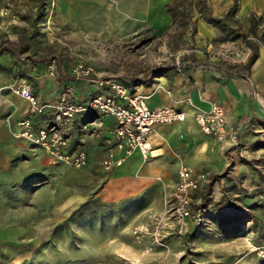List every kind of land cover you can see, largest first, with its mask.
<instances>
[{"label": "rangeland", "instance_id": "1", "mask_svg": "<svg viewBox=\"0 0 264 264\" xmlns=\"http://www.w3.org/2000/svg\"><path fill=\"white\" fill-rule=\"evenodd\" d=\"M111 2L116 9L110 21L87 30L64 21L56 0H0L6 54L0 72L17 79L5 90L13 94L21 80L33 82L29 68H45L59 80L74 76L79 65L133 87L178 69L177 62L183 67L202 51L196 22L210 18L207 0H182L174 9L176 25L162 34L142 21L143 0ZM219 20L233 40L215 42L206 59L245 66L264 40L246 39L228 17ZM53 60L56 70L50 69ZM105 126L92 132L80 127L77 143L98 144ZM16 138L12 158L0 150V229L8 231L6 238L0 233V264H264L256 252L264 246V139L258 134L254 143L238 137L229 167L202 179L194 207L212 216L184 236L163 216L162 205L116 233L108 214L116 208L94 198L84 183L85 173L106 175L98 163L83 170L54 166L41 149ZM96 222L112 229L96 233L90 229Z\"/></svg>", "mask_w": 264, "mask_h": 264}, {"label": "crops", "instance_id": "2", "mask_svg": "<svg viewBox=\"0 0 264 264\" xmlns=\"http://www.w3.org/2000/svg\"><path fill=\"white\" fill-rule=\"evenodd\" d=\"M207 1L210 18H200L196 22V41L201 44L199 47L202 51H197L183 67L156 77L148 85L139 82L132 87L123 83L132 92L145 96L149 108L173 107L186 114L185 121L154 128L150 138L152 156L149 159L135 152L113 172L104 173L100 169L106 175L84 174L88 192L108 207L116 208L115 213L108 212L112 222H116L112 225L116 233H125L126 223L154 210L158 205L167 208L181 167L192 168L204 177V182L210 175L219 174L229 167L228 154L234 149L230 144L204 136L194 119L196 113L209 110L211 102L217 101L224 106L228 124L237 130L240 142L257 141L254 140L257 134L264 139V47L256 51L257 58L247 71L241 68L244 65L206 59L208 50L216 45L215 42L233 40L222 31L219 19L223 17H228L230 23L236 25L240 35H247L246 39L264 40V0ZM181 2L143 0L142 21L157 33L170 32L177 20L174 9ZM56 4L64 21L87 30L110 21L116 9L111 0H56ZM236 40L239 41V38ZM5 56L2 54L0 58ZM14 71L17 73V69ZM59 71L63 73V70ZM27 72L33 82L27 81L42 102H57L69 86L75 88L73 98L77 103H86L98 92L94 83L76 80L74 76L57 80L47 75L45 68L38 67L29 68ZM16 80L0 72V150L6 158H12L17 123L26 116L29 108L26 101L5 90ZM49 119V116H41L37 118V123L43 124ZM92 122H96L97 126H91ZM103 123L106 124L101 128L104 129V137L98 144L77 143L80 127L92 132ZM114 125L113 118L98 114L93 119L84 115L67 123L64 132L70 144L69 150L87 151L93 169V165L99 164L104 157L105 139L110 136ZM110 225L103 227L96 222L90 229L103 233L112 229ZM7 232L0 229L3 238H6ZM2 243L0 241V248ZM117 247L121 246L117 244Z\"/></svg>", "mask_w": 264, "mask_h": 264}, {"label": "built area", "instance_id": "3", "mask_svg": "<svg viewBox=\"0 0 264 264\" xmlns=\"http://www.w3.org/2000/svg\"><path fill=\"white\" fill-rule=\"evenodd\" d=\"M177 66L181 68L179 62ZM50 69H57L56 60L51 62ZM74 78L94 83L98 92L86 103H77L73 98L75 88L69 86L57 102L49 103L39 100L27 80H22L16 88H12L13 93L29 105L26 116L17 123V138L45 152L54 166L65 165L76 170L92 166L87 151L69 150L64 127L78 117L95 113L114 120L110 136L105 139L104 157L99 163L104 173L121 167L137 151L144 159H149L152 156L150 138L154 128L181 123L186 119L185 113L170 106L149 108L145 96L132 92L116 78L99 77L91 66L79 65ZM41 116H49L50 119L43 124L37 123V118ZM194 119L204 136L231 146L237 145V130L229 126L221 103L211 102L209 110L196 113ZM177 175L178 181L163 216L171 222L178 234L184 236L194 228L204 226L209 211L194 207L195 195L200 191L204 177L188 167H181ZM256 252L264 258V246L257 248Z\"/></svg>", "mask_w": 264, "mask_h": 264}, {"label": "trees", "instance_id": "4", "mask_svg": "<svg viewBox=\"0 0 264 264\" xmlns=\"http://www.w3.org/2000/svg\"><path fill=\"white\" fill-rule=\"evenodd\" d=\"M169 9H170V11L172 10L171 7H169ZM210 21H213V20H210ZM3 51H4L3 48L0 47V55L3 54ZM256 58H257V52L254 50L253 51V54L251 55V57H250L249 61L247 62V64L245 66L241 67L243 69V71H247L254 64ZM156 75H159V74H156ZM160 75H162V74H160ZM156 77H158V76H156ZM150 82H151V80H143L140 83L148 85ZM88 116L90 117V119L91 118L93 119V118H96L97 117V114L90 113V114H88ZM211 213H212V211L208 212V214H207V221L210 220L209 218L212 216ZM200 227L201 226H198V227L194 228V231L192 233H194Z\"/></svg>", "mask_w": 264, "mask_h": 264}, {"label": "bare ground", "instance_id": "5", "mask_svg": "<svg viewBox=\"0 0 264 264\" xmlns=\"http://www.w3.org/2000/svg\"><path fill=\"white\" fill-rule=\"evenodd\" d=\"M14 95H16V96H18L16 93H13ZM19 97V96H18ZM19 98H21V97H19ZM22 99V98H21ZM25 101V100H24ZM137 152H139V151H137Z\"/></svg>", "mask_w": 264, "mask_h": 264}]
</instances>
